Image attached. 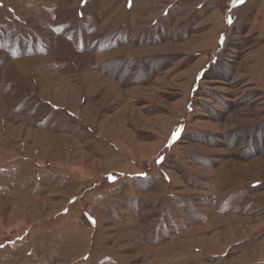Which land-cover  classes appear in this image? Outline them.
Masks as SVG:
<instances>
[{
	"label": "rangeland",
	"instance_id": "1",
	"mask_svg": "<svg viewBox=\"0 0 264 264\" xmlns=\"http://www.w3.org/2000/svg\"><path fill=\"white\" fill-rule=\"evenodd\" d=\"M0 264H264V0H0Z\"/></svg>",
	"mask_w": 264,
	"mask_h": 264
},
{
	"label": "snow or ice",
	"instance_id": "2",
	"mask_svg": "<svg viewBox=\"0 0 264 264\" xmlns=\"http://www.w3.org/2000/svg\"><path fill=\"white\" fill-rule=\"evenodd\" d=\"M230 22H231V21L229 20V23H230ZM179 134H180V129H177L176 132H174V134H173L174 138H175V137H178Z\"/></svg>",
	"mask_w": 264,
	"mask_h": 264
}]
</instances>
